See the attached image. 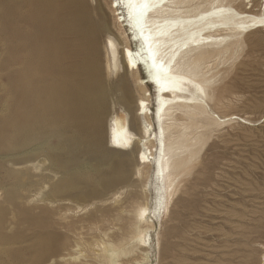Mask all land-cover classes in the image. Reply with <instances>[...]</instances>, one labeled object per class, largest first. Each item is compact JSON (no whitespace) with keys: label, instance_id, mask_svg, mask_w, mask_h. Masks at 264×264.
<instances>
[{"label":"rangeland","instance_id":"374dc122","mask_svg":"<svg viewBox=\"0 0 264 264\" xmlns=\"http://www.w3.org/2000/svg\"><path fill=\"white\" fill-rule=\"evenodd\" d=\"M5 1V12L0 8V264H102V244L133 249L135 213L156 203L153 171L137 164L135 151L113 152L104 161L88 146L84 138L90 133L75 129L74 106L63 101L68 92L52 77L51 63H43L38 72L33 64L24 66L22 49L40 34L27 22L32 18L31 0ZM86 2L101 29V89L93 93V110L101 116L106 144L110 118L135 114L141 91L123 64L112 74L105 67V39L124 41V28L116 23L110 0ZM262 3L257 1L251 11L261 13ZM251 34L235 56L210 63L216 85L209 102L218 116L236 114L250 124L238 119L207 128L206 122H195L202 145L180 178L170 213L161 223L154 220L149 264L264 263V30ZM24 70L29 75L36 71L41 83L36 118L29 117L23 130L20 90L28 85ZM124 84L128 97L121 91ZM147 88L154 112L153 88ZM118 98L125 105L115 104ZM135 121L133 128L138 126ZM140 252L122 257L121 264H133Z\"/></svg>","mask_w":264,"mask_h":264},{"label":"bare ground","instance_id":"6f19581e","mask_svg":"<svg viewBox=\"0 0 264 264\" xmlns=\"http://www.w3.org/2000/svg\"><path fill=\"white\" fill-rule=\"evenodd\" d=\"M67 1L62 4L58 0H31L32 18L27 22L39 28L40 34L32 45L23 47L24 66L29 69L34 65L38 72L43 70V63H51L52 77L68 92V99L63 101L74 106L75 129L89 131L84 140L104 161L111 159L113 152L135 151L137 164L152 169L156 203L153 208L145 205L137 209L130 240L133 249L127 251L112 244H102L100 248L102 264H121L122 257L137 250L141 256L132 263L149 264V232L155 228V221L161 223L163 215L170 213L180 178L189 170L197 148L202 145L203 135L196 133L195 122H206L210 128L240 119L236 114L220 117L211 109L209 102L216 80L211 75L210 63L216 58L235 56L246 36L264 30V0L259 14L251 11L259 0H110L115 21L124 28V41L111 36L105 39V67L112 74L120 71L123 64L127 72L136 76L141 97L135 114L126 112L124 117L110 118L106 144L101 116L93 110V93L101 89L97 62L101 29L95 24L86 0ZM0 8L5 12V0H0ZM128 43H133L134 48ZM139 69L145 78L138 77ZM27 72L24 70L23 76L28 85L20 90L23 130L29 117L36 118L41 83L36 71L34 75ZM65 78L69 81L65 82ZM147 85L153 88L154 112L150 110L152 96ZM121 91L125 97L130 94L126 84ZM123 98L115 100V104L125 105ZM134 121L137 128L132 127ZM263 121L264 118L260 122Z\"/></svg>","mask_w":264,"mask_h":264}]
</instances>
